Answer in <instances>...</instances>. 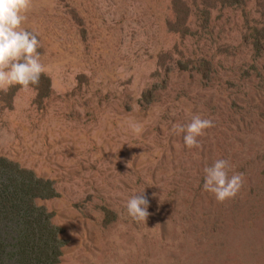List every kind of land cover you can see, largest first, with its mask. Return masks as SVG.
Returning <instances> with one entry per match:
<instances>
[{"label":"rangeland","instance_id":"rangeland-1","mask_svg":"<svg viewBox=\"0 0 264 264\" xmlns=\"http://www.w3.org/2000/svg\"><path fill=\"white\" fill-rule=\"evenodd\" d=\"M257 10L215 8L204 24L191 10L180 37L166 27L169 0H34L23 27L40 41L49 92L0 100V156L52 182L57 195L36 204L63 229L59 264H264ZM199 59L203 76L192 72ZM197 114L214 127L190 149L174 125ZM218 159L243 174L223 203L203 190ZM136 195L148 200L146 223L127 212Z\"/></svg>","mask_w":264,"mask_h":264},{"label":"trees","instance_id":"trees-1","mask_svg":"<svg viewBox=\"0 0 264 264\" xmlns=\"http://www.w3.org/2000/svg\"><path fill=\"white\" fill-rule=\"evenodd\" d=\"M248 2H253L258 9V19H264V0H169L171 18L166 27L169 32L185 37L191 10L204 24L211 10L242 9ZM249 31L252 50L257 53L264 42V21L262 29L253 26ZM185 62L191 63L189 60ZM193 63L194 74L203 76L208 72L206 61L199 59ZM30 87L36 93L34 102H38L48 96L49 79L42 74L39 85ZM19 88V85H14L6 92L0 91V100H5L6 108ZM154 88L152 86L141 93L138 99L141 106L152 102L150 96ZM56 195L50 180L37 177L31 170L0 156V264H59L61 249L65 245L61 238L63 229L53 223L52 212L36 204L37 200Z\"/></svg>","mask_w":264,"mask_h":264},{"label":"clouds","instance_id":"clouds-1","mask_svg":"<svg viewBox=\"0 0 264 264\" xmlns=\"http://www.w3.org/2000/svg\"><path fill=\"white\" fill-rule=\"evenodd\" d=\"M34 0H0V91L19 85L23 91L38 86L47 68L41 61V47L37 35L23 27L27 14L33 9ZM214 127L211 119L194 115L187 125H174V131L185 133L183 140L188 148H199L198 137ZM134 133L140 134L143 127L132 123ZM230 165L225 159L216 160L205 167L203 190L214 195L219 203L235 198L243 185V174L229 176ZM129 216L137 222L147 221L148 200L143 195L131 197L127 202Z\"/></svg>","mask_w":264,"mask_h":264}]
</instances>
